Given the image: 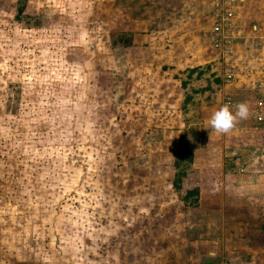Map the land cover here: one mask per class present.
I'll list each match as a JSON object with an SVG mask.
<instances>
[{
    "label": "rangeland",
    "instance_id": "374dc122",
    "mask_svg": "<svg viewBox=\"0 0 264 264\" xmlns=\"http://www.w3.org/2000/svg\"><path fill=\"white\" fill-rule=\"evenodd\" d=\"M166 1L0 0V264H188L163 248L185 245L178 231L196 204L189 193L206 197L220 176L207 171L196 182L204 167L190 164L203 141L196 85L205 80L191 84L182 69L180 85L166 80L170 65L159 56L167 45L158 47L153 32L179 9L205 25L209 5ZM140 56L149 85L134 79ZM208 59L195 70L212 69L206 78L216 89L219 80L233 91L264 80V63L235 61L231 68L249 77L228 84L225 63ZM245 102L253 116L251 97ZM250 116L246 136L259 157L264 124ZM226 156L232 172L246 165Z\"/></svg>",
    "mask_w": 264,
    "mask_h": 264
},
{
    "label": "crops",
    "instance_id": "0c3cea01",
    "mask_svg": "<svg viewBox=\"0 0 264 264\" xmlns=\"http://www.w3.org/2000/svg\"><path fill=\"white\" fill-rule=\"evenodd\" d=\"M207 2L209 5L206 16L207 24H200L197 13H187L186 10L179 9L172 15L173 17L177 16V20L171 18L169 20L172 22L167 25L165 22L168 20L165 19L163 21L164 25L153 32L155 38L158 37V47L162 48L167 45L164 54L159 56L160 59L165 61L164 63L170 65L164 72L169 73V76L165 78L166 80H172L180 85L182 82L174 78V73L178 74L179 70L182 69L186 72V77L191 80V84L193 81L202 79L206 81L208 74L213 73L212 69L200 72L198 69L195 70V66L201 62L209 63L208 58L211 54H214L225 63L222 76L228 84L239 83L241 76L244 78L249 77L246 74L240 75L237 72L240 67L242 70L241 65L238 66L239 68L236 67L235 70L233 67L230 78L226 77L228 66L226 59H222L219 51L211 46V35L206 28L212 20V6L209 0ZM233 27L235 50L232 55L233 61H230V63L235 61L242 63L248 61L250 64L255 65L264 63V55L256 52L264 48V0H242L236 4ZM144 30L142 29V31ZM176 33L179 34L176 35ZM148 35H151V33L141 34L142 38L140 43L137 42L138 45L141 44L142 47H145L144 43L147 42L146 36ZM137 43L135 41L131 42L132 45H137ZM196 51H198V54H195ZM142 58L141 56L138 58L140 59L138 61V73L134 79L141 82V85L146 80L147 85H149L150 70L145 68ZM205 58L207 59L202 61ZM205 71H208V74ZM214 76L218 77L219 74L215 73ZM257 80L259 81H257L255 87H252L253 89L238 85L237 91H233L234 88L223 86L220 80L218 89L215 88L218 85L213 82L209 83L208 79L207 83L201 81L202 84L196 85V88H200L198 91L201 92V95H196V98L199 99L197 110L201 116L200 127L203 141L198 143L200 145H197V149L201 150L193 155L190 164L193 165V168L204 167L197 169L199 177H196V182H202L200 177L207 171H217L216 174L220 176V180L216 178L219 180L217 187L216 183L213 184L214 187H207V192L211 194L206 195V197L198 196L199 186L193 188L194 191H197V195L189 193L190 197L192 196L195 199L193 202L196 204L194 208L190 206L184 209L185 216L181 225L185 224V227L181 226L183 233H181V230L178 231V239L184 241L185 245L183 247H173V245L168 244L163 248L167 256L170 254L167 248L170 247V251L174 253L173 261L175 262L181 261L180 257H184L188 264H218L221 262L227 264H264V168L255 166L257 163L264 161L260 158L264 156L261 155L264 152L256 157L255 153L257 152L254 149L258 148L250 144L246 136L251 135L247 120H243L244 126L238 125L232 132H229L233 136L232 138H228V134L226 137L221 134L217 138L213 135L214 129L209 125L210 117L208 115V112H214L224 104L222 103L223 97L229 99L230 96L232 98L233 102L230 103V106L250 100L251 97V107L255 113L250 116V119H253L256 124H264V80ZM167 91V93L171 92L170 89ZM160 93L163 92L160 91ZM227 94L228 97H226ZM232 95L240 101H236V98H233ZM258 102L261 104H257ZM233 110L235 109L233 108ZM257 116H261V119L257 120ZM206 141L207 145L210 141L207 153L203 150V142ZM247 148L250 149L247 150ZM209 154L216 155L209 158L207 157ZM226 155L236 157L242 155L246 162L244 166L246 172H244V168L232 172V167H225L223 162L227 157ZM212 180L216 181L215 178H212ZM170 188L174 189L172 183H170ZM179 203L182 205L184 202L179 200ZM138 250L142 253V249ZM160 258L154 259L158 263Z\"/></svg>",
    "mask_w": 264,
    "mask_h": 264
},
{
    "label": "built area",
    "instance_id": "2783aa9c",
    "mask_svg": "<svg viewBox=\"0 0 264 264\" xmlns=\"http://www.w3.org/2000/svg\"><path fill=\"white\" fill-rule=\"evenodd\" d=\"M212 6V20L207 26L211 35V46L219 51L222 59H226L228 64L226 69V77L230 78L232 68L230 66V58L235 50V36L233 34V20L235 15V5L242 0H209ZM257 104H261L258 102ZM257 120L261 116L256 117ZM218 264H227L221 262Z\"/></svg>",
    "mask_w": 264,
    "mask_h": 264
},
{
    "label": "clouds",
    "instance_id": "9594fccd",
    "mask_svg": "<svg viewBox=\"0 0 264 264\" xmlns=\"http://www.w3.org/2000/svg\"><path fill=\"white\" fill-rule=\"evenodd\" d=\"M249 116V105L246 102H240L234 106L226 103L211 114L209 125L218 134H228L240 121L247 120Z\"/></svg>",
    "mask_w": 264,
    "mask_h": 264
},
{
    "label": "trees",
    "instance_id": "16d2710c",
    "mask_svg": "<svg viewBox=\"0 0 264 264\" xmlns=\"http://www.w3.org/2000/svg\"><path fill=\"white\" fill-rule=\"evenodd\" d=\"M117 1H118V0H117ZM138 1H139V0H138ZM164 1L166 2L165 4H166V6H167L168 3H169V1H166V0H164ZM172 1H174V0H172ZM165 11L168 12V11H170V10H169L168 8H165ZM165 11H164V12H165ZM165 19H167L166 14L163 15V16H161V17H159V22L162 23ZM170 19H171V18H170ZM172 19H173V20H177L178 17H177V16H174V17H172ZM171 22H172L171 20H168V21H167V23H168L167 25H169ZM178 179H180V178H178ZM185 195H187V193L183 194V197H184V198H185Z\"/></svg>",
    "mask_w": 264,
    "mask_h": 264
}]
</instances>
